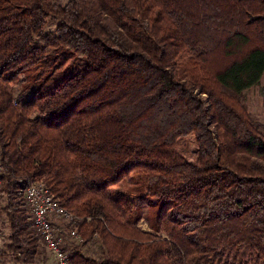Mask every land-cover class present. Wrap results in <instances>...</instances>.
<instances>
[{
  "label": "trees",
  "instance_id": "obj_1",
  "mask_svg": "<svg viewBox=\"0 0 264 264\" xmlns=\"http://www.w3.org/2000/svg\"><path fill=\"white\" fill-rule=\"evenodd\" d=\"M263 75L264 0H0L7 250L38 252L25 188L42 179L99 246L70 264H264V123L245 98Z\"/></svg>",
  "mask_w": 264,
  "mask_h": 264
},
{
  "label": "built area",
  "instance_id": "obj_2",
  "mask_svg": "<svg viewBox=\"0 0 264 264\" xmlns=\"http://www.w3.org/2000/svg\"><path fill=\"white\" fill-rule=\"evenodd\" d=\"M2 174L3 167L0 165V200ZM25 203L30 213L31 226L44 247L54 255L57 264H70L71 254L84 244L79 230L83 218L64 207L42 179L29 181L25 188ZM84 219L89 222L91 217ZM3 249L4 243L0 245V264Z\"/></svg>",
  "mask_w": 264,
  "mask_h": 264
},
{
  "label": "rangeland",
  "instance_id": "obj_3",
  "mask_svg": "<svg viewBox=\"0 0 264 264\" xmlns=\"http://www.w3.org/2000/svg\"><path fill=\"white\" fill-rule=\"evenodd\" d=\"M68 0H58L59 3L64 4L65 2H67ZM54 26L49 24L48 29H52ZM74 62V59H70L68 65H71ZM43 68V66L39 65L38 67H32L29 70H27L23 76H24V80L21 81V83H17L14 85V89H15V95H18L20 93V91L22 90V87L32 83V86L35 88L36 84L39 85L40 81H37V74L41 71V69ZM60 71V70H58ZM65 70H63V74H64ZM41 81H44L43 79H41ZM32 90V89H31ZM248 92V91H247ZM245 94V98L247 101V93ZM259 121V120H258ZM264 123V122H262ZM178 148L184 153V155L189 159V160H195L197 158V145L196 142L194 141V139L192 137H188V138H184L181 139L179 141L178 144ZM6 205V198L5 197H1L0 200V245H2L4 243V249H3V257H2V264H26L23 261L20 260H16L14 254L9 250H7V248L5 247V244L8 243L9 241V234H10V227H9V220L7 218V215L4 214V212L2 211L3 206ZM29 211H28V215H29ZM30 220V218H29ZM31 222V220H30ZM140 226L145 229L148 230L149 226L148 224L145 223V221H141L140 222ZM32 229V227H31ZM32 231L35 233V235L38 238V252L35 254V257L33 259V261L30 264H57V261L54 259L53 254L48 251L44 245L42 244V242L40 241L38 235L36 234V232L32 229ZM81 250L84 254L86 255H90V256H95V257H99V251L98 248L99 246L97 245V242H95L94 240L92 242L89 243H85L83 244L81 247ZM28 264V263H27Z\"/></svg>",
  "mask_w": 264,
  "mask_h": 264
},
{
  "label": "crops",
  "instance_id": "obj_4",
  "mask_svg": "<svg viewBox=\"0 0 264 264\" xmlns=\"http://www.w3.org/2000/svg\"><path fill=\"white\" fill-rule=\"evenodd\" d=\"M247 93L246 103L249 111L257 120L264 122V75L260 84L251 87Z\"/></svg>",
  "mask_w": 264,
  "mask_h": 264
}]
</instances>
